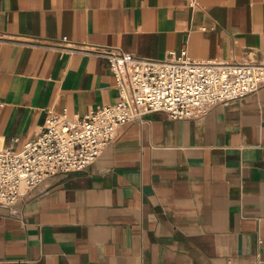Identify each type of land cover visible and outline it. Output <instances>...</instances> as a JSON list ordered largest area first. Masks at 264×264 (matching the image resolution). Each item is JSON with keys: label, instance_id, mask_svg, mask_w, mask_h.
Returning a JSON list of instances; mask_svg holds the SVG:
<instances>
[{"label": "crops", "instance_id": "1", "mask_svg": "<svg viewBox=\"0 0 264 264\" xmlns=\"http://www.w3.org/2000/svg\"><path fill=\"white\" fill-rule=\"evenodd\" d=\"M94 48L264 64V0H0V148L36 138L49 111L118 101ZM0 264H264V87L122 125L86 169L0 208Z\"/></svg>", "mask_w": 264, "mask_h": 264}, {"label": "built area", "instance_id": "2", "mask_svg": "<svg viewBox=\"0 0 264 264\" xmlns=\"http://www.w3.org/2000/svg\"><path fill=\"white\" fill-rule=\"evenodd\" d=\"M92 52L107 59L118 101L81 118H69L66 110L49 111L36 138L18 151L0 148V208L9 214H19L27 192L53 176L86 169L126 123L140 122L152 112H165L173 120L196 119L264 87L261 63L195 61L186 50L163 60L113 49Z\"/></svg>", "mask_w": 264, "mask_h": 264}]
</instances>
